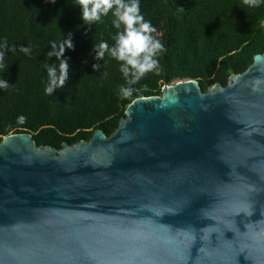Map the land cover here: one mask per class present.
Returning <instances> with one entry per match:
<instances>
[{"label":"water","instance_id":"obj_1","mask_svg":"<svg viewBox=\"0 0 264 264\" xmlns=\"http://www.w3.org/2000/svg\"><path fill=\"white\" fill-rule=\"evenodd\" d=\"M264 53L165 84L111 136L0 141V264H264ZM264 87V86H262Z\"/></svg>","mask_w":264,"mask_h":264},{"label":"trees","instance_id":"obj_2","mask_svg":"<svg viewBox=\"0 0 264 264\" xmlns=\"http://www.w3.org/2000/svg\"><path fill=\"white\" fill-rule=\"evenodd\" d=\"M140 11L166 51L158 57L159 74H147L132 85L131 97L121 98L119 88L127 85L120 62L108 53L96 60L93 50L101 41L115 44L111 13L84 24L77 0H0V51L7 66L0 79L9 85L0 88V141L30 133L36 146L60 150L63 143L88 142L95 130L109 137L135 99L160 96L165 84L185 80L197 81L202 92L225 87L264 53V2L249 8L243 0H140ZM69 34L74 47L61 57L68 60L69 79L48 95L47 66L60 62L48 53ZM22 46H30V54L20 52ZM20 116L26 117L22 124Z\"/></svg>","mask_w":264,"mask_h":264},{"label":"clouds","instance_id":"obj_3","mask_svg":"<svg viewBox=\"0 0 264 264\" xmlns=\"http://www.w3.org/2000/svg\"><path fill=\"white\" fill-rule=\"evenodd\" d=\"M55 2V0H52ZM264 0H243V4L249 8H258ZM81 9V19L84 24H95L111 13L113 17V27L117 29L113 37L115 44L111 48L106 41H101L94 45L95 59L101 60L105 53L120 62L119 71L123 74L127 86L119 88L121 98H128L133 95L132 85L136 84L149 73L159 74L161 65L158 57L162 55L166 48L164 44L156 38V29L150 21H146L140 11V0H77ZM260 27L264 28V20L260 21ZM3 47L7 49L5 40ZM71 34L59 47L53 43V51L48 53L49 57L56 56L59 65L51 64L47 66L49 78L46 94L52 95L57 89L63 88L69 79V63L64 56L65 49H73ZM15 51V48L11 49ZM20 52L28 55L31 47H21ZM5 53L0 51V68L7 67L4 64ZM99 65L94 64L93 69ZM264 78L257 77L252 81L253 92H264ZM6 80L0 79V88H8ZM26 117H18V123H24Z\"/></svg>","mask_w":264,"mask_h":264}]
</instances>
